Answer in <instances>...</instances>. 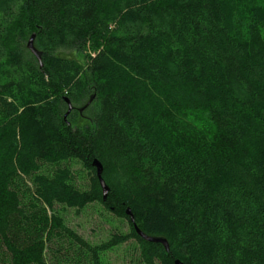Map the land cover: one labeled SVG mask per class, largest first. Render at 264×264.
<instances>
[{
	"label": "trees",
	"instance_id": "16d2710c",
	"mask_svg": "<svg viewBox=\"0 0 264 264\" xmlns=\"http://www.w3.org/2000/svg\"><path fill=\"white\" fill-rule=\"evenodd\" d=\"M76 49L85 69L56 54ZM94 204L128 232L94 244L55 209ZM131 240L142 264H264V0H0V264H103Z\"/></svg>",
	"mask_w": 264,
	"mask_h": 264
},
{
	"label": "rangeland",
	"instance_id": "374dc122",
	"mask_svg": "<svg viewBox=\"0 0 264 264\" xmlns=\"http://www.w3.org/2000/svg\"><path fill=\"white\" fill-rule=\"evenodd\" d=\"M30 37L23 39L21 42L27 52H24L26 59L33 65L36 64L35 56L27 49V43ZM34 45V42H33ZM64 55L75 60L82 69H85L86 59L85 55L80 49L71 51H57L56 54ZM91 93L83 97L82 101L71 102L73 110L67 116V120L71 121L74 126L82 128L92 127V119L98 110L96 101L91 102L87 108L82 109L87 103ZM65 105L64 113L67 111ZM187 119L196 128L204 129L208 127V122L202 112L189 114ZM79 178L86 181L87 174L79 172ZM82 180V182H84ZM80 182V181H79ZM55 209L59 211L65 223L84 237L91 243H99L108 238L110 233L120 231L128 232V225L126 220H120L111 214L107 213L100 205H90L82 211L77 212L74 209L64 208L61 205H56ZM140 247L136 241L131 240L128 244L119 246L114 250L108 252L104 256L103 264H142L139 259Z\"/></svg>",
	"mask_w": 264,
	"mask_h": 264
},
{
	"label": "water",
	"instance_id": "95a60500",
	"mask_svg": "<svg viewBox=\"0 0 264 264\" xmlns=\"http://www.w3.org/2000/svg\"><path fill=\"white\" fill-rule=\"evenodd\" d=\"M34 35H31V37L29 38V41L27 43V49L35 56V58L40 62L41 60V55L40 53L35 49L34 45H33V42H34ZM94 99V96H92L90 99H89V102L88 104H90V102ZM66 103H67V111L64 115V119L66 120L67 116L70 114V112L72 111V105L71 103L69 102V100H66ZM87 104V105H88ZM92 166L95 168L96 170V176H97V179L100 183V186H101V189H102V194H103V200L106 199V196H107V193H108V188L102 178V172H103V169H102V165L100 164L99 161H97L96 159L92 161ZM126 215L129 217L132 225H133V228L137 234V236L142 239L143 241H146V242H150V243H159L161 244L165 251L168 252L169 250V246H168V242L167 240L164 238V237H156V236H149L147 234H145L144 232H142L136 225L135 223V220H134V217L130 211L129 208L126 209L125 211ZM174 264H181L180 262L176 261L174 262Z\"/></svg>",
	"mask_w": 264,
	"mask_h": 264
}]
</instances>
